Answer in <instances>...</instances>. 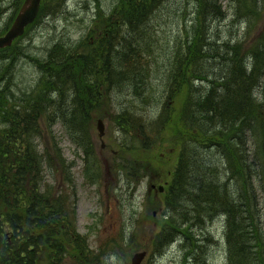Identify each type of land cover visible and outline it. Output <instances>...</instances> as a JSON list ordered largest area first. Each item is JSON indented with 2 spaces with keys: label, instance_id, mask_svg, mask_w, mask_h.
Segmentation results:
<instances>
[{
  "label": "trees",
  "instance_id": "16d2710c",
  "mask_svg": "<svg viewBox=\"0 0 264 264\" xmlns=\"http://www.w3.org/2000/svg\"><path fill=\"white\" fill-rule=\"evenodd\" d=\"M159 1L123 0L116 11L123 13L120 16L124 30L119 25H107L102 51L93 56L101 59L100 63L91 67L86 46L55 45L47 57L42 91L36 96L27 93L16 103L0 91V118L8 120L0 125V264H45L46 259V264H90L88 257L92 251L88 250V239L81 236L76 225L77 198L72 199L68 191L55 197L56 186L44 184L45 165L54 171L58 145L47 143L41 154L42 145L37 139L46 134L43 121L50 126L63 123L74 143L86 152L87 181L98 182L94 176L100 163L88 131L95 119L92 110H114L111 93L120 89L123 82L131 99L123 102L124 108L117 107L120 110L114 122L128 142L130 153L152 148L167 128L178 127L182 133L187 132L180 137L178 166L167 183L161 205L169 212L164 210L166 216L171 214L157 222L159 228L151 242L153 250L160 252L180 236L187 241L186 247L191 246L188 252L196 253L200 241L196 227L201 215H225L229 264H253L252 259L264 264L262 223L253 215L259 200L254 191L248 196L243 180L248 173L255 186L258 179L264 195V32L253 45H246L245 36L235 44L217 47L209 35L207 21L220 19L223 6L219 0H195L198 8L193 33L187 35L183 49L176 50L167 60L155 61L159 75L154 82L152 75L146 73L148 63L143 64L138 46H150L152 28H144L143 23ZM235 1L238 19L253 21L261 17L264 0ZM53 2L61 5L64 0ZM3 4L4 0H0V14ZM44 11L43 6L41 15ZM16 43L0 51V56L9 60ZM205 61L210 65H205L204 73L200 65ZM90 67L97 84L106 85L107 105L101 98L88 96L90 72L85 70ZM2 80L4 86H10V80ZM162 82H167L164 86L169 91L168 99L162 95L160 98V92L158 96V90L153 88L154 83L159 88ZM150 94L152 98L158 97L151 104L160 102L162 108L146 124L141 106L144 108V99ZM181 95L182 105L175 106ZM257 134L262 149L253 153L250 163L248 143ZM129 166L142 169L141 162ZM225 175L237 178L238 182L242 180V191L236 183L237 197L228 191V181L219 183ZM139 176L135 174V179ZM67 180L73 184L71 176ZM238 239H248L244 244L251 249V255L244 247L236 253Z\"/></svg>",
  "mask_w": 264,
  "mask_h": 264
},
{
  "label": "rangeland",
  "instance_id": "374dc122",
  "mask_svg": "<svg viewBox=\"0 0 264 264\" xmlns=\"http://www.w3.org/2000/svg\"><path fill=\"white\" fill-rule=\"evenodd\" d=\"M22 2L23 0H4L0 14V31L11 24L15 10L18 14L22 7V4H19ZM122 2L123 0H64L58 5L53 0H46L44 13L16 43L14 57L8 60L0 56V91L4 92L13 103L26 97L27 93L36 96L40 89L42 91L47 57L55 45L60 44L64 47L70 45L75 48L86 46L90 64L101 60L93 56L100 55L102 51L103 40L107 36V25L118 26V17L123 13L116 9ZM218 3L223 6V16L220 19L207 21L209 35L214 44L217 43V47L231 42L235 44L245 36L246 45H253L262 36L264 9L260 18L250 21L238 19L235 0H219ZM197 8L195 0H160L144 21V28L150 26L153 35L149 42L150 46H138V52L143 64L148 63L146 73L152 75L154 82L159 75L155 61L167 60L177 53L176 50L183 49L187 35L193 33ZM113 13H115L114 17L110 18ZM73 55L74 58L78 56L75 51ZM208 62H202L200 65L204 73L205 65H210ZM121 70H124L123 65ZM85 71L90 72L86 91L91 94L95 90L99 91V85L93 83L94 70L87 68ZM223 71L225 72V69ZM216 72L218 73L219 70ZM2 78L10 80V86H4L5 81ZM121 78L123 81L124 73ZM166 84L167 82H162L159 88L156 83L153 85V88L158 90V96L160 92V98L162 95L163 99L169 97V91L164 86ZM148 86L151 87V84ZM124 87L123 82L120 89L115 88L111 93L112 105L116 107L114 110L108 112L106 107L92 110V119H95L88 131L101 163L99 169L95 171L94 177L98 179L96 183H89L86 180L85 171L88 165L84 164L83 158L86 156L84 149L74 143L66 126L61 122L52 126L48 122L46 124L42 122L46 134L42 135L41 139H37L42 145L39 146L41 154L44 153V146L47 143L57 144L59 148V153L55 154L54 171L45 165L44 184L56 186L55 197L68 191L67 194L77 198L76 225L81 236H87L88 250L92 251L88 257L90 264H131V259L138 252L137 250L147 251L143 264H183L185 253L191 248L190 245L186 247L188 243L184 239L176 237L174 245L156 253L152 251L151 239L157 229L154 224L162 221L164 217L161 205L166 191H161L158 187H167V183L171 181L178 166L180 137L182 134L184 137L187 132L182 133L178 127L167 128L159 142L152 148L130 153L128 142L122 138V131L114 122L116 113L120 110L117 107L124 108L123 102L126 103L131 99L130 92ZM100 93V98L104 100L103 104L107 105L109 97L107 90H101ZM157 98H152L150 94L144 99V102H147L144 108L141 106V113L145 117L143 121L146 124L151 123L153 113L157 115L162 108L160 102L151 104L152 100L156 101ZM180 98L179 104L175 106L182 105L183 96L181 95ZM97 116L99 119L96 118ZM98 120H102L105 126L102 137L97 130ZM7 121L0 118V125ZM259 134L254 140L251 137L248 143L249 161H252L255 151L262 149L259 147V144L262 145ZM205 151L206 149L203 148V152ZM210 151L208 149L207 152ZM140 162L142 169H131L129 166ZM135 174H140L138 179H135ZM68 176L72 177L73 184L67 180ZM243 180H246L245 188L248 196L254 191L259 200L253 215L264 222V195H261V182L257 179L253 186V180L248 173ZM219 183H225L224 178H221ZM152 185L155 187L152 188ZM236 188V181L228 187V191L235 197L238 196ZM164 210L169 213L165 206ZM197 225L201 248L191 254L190 263L229 264L230 246L225 241L227 224L223 220H217L216 217L207 220L202 214ZM247 240L236 241V253L244 247V250L251 255V249L244 244ZM247 257L250 261V256ZM252 262L259 263L256 259H252ZM46 263H48L47 259Z\"/></svg>",
  "mask_w": 264,
  "mask_h": 264
},
{
  "label": "water",
  "instance_id": "95a60500",
  "mask_svg": "<svg viewBox=\"0 0 264 264\" xmlns=\"http://www.w3.org/2000/svg\"><path fill=\"white\" fill-rule=\"evenodd\" d=\"M42 0H26L16 21L6 35L0 37V50L11 47L13 42L24 35L26 27L33 23L40 11ZM99 131L101 136L104 135L105 126L102 121H99ZM163 191V189H160ZM146 256V253H137L133 257L132 264H141Z\"/></svg>",
  "mask_w": 264,
  "mask_h": 264
}]
</instances>
